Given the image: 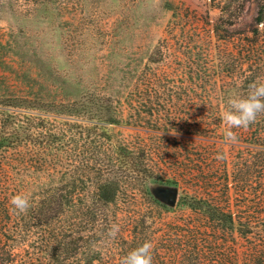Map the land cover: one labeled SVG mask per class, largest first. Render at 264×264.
Masks as SVG:
<instances>
[{
    "label": "rangeland",
    "instance_id": "obj_1",
    "mask_svg": "<svg viewBox=\"0 0 264 264\" xmlns=\"http://www.w3.org/2000/svg\"><path fill=\"white\" fill-rule=\"evenodd\" d=\"M263 6L264 0H0V94L110 101L117 123L106 134H89L85 114L77 128L86 131L83 139L99 141L91 149L99 175L120 182L102 215L92 221L87 212V193L99 180L88 171L93 161L90 150L83 156V144L78 162L65 142L45 168L50 175L79 168L80 209L68 215L66 228L85 249L94 242L100 258L93 264H122L146 241L154 245L153 264H264V142L240 128L232 129L237 142L226 144L221 120L231 96L245 97L238 93L245 81L264 82V24H255ZM256 28L258 45L248 48ZM67 118L72 128L73 114ZM113 145L146 149L145 173L176 189V204L156 203L151 181L133 187L134 174L102 156ZM113 224L120 228L115 238L108 235ZM65 264L87 263L77 255Z\"/></svg>",
    "mask_w": 264,
    "mask_h": 264
},
{
    "label": "trees",
    "instance_id": "obj_2",
    "mask_svg": "<svg viewBox=\"0 0 264 264\" xmlns=\"http://www.w3.org/2000/svg\"><path fill=\"white\" fill-rule=\"evenodd\" d=\"M255 24H264V6L259 9ZM219 33L217 29L218 37ZM253 33L255 36L248 40V48L252 49L258 45L259 29H254ZM252 62H255L254 59ZM12 65L10 68L16 70L14 64ZM253 82L254 79L245 81L246 87L240 90L238 88V93L244 90V95L247 96L249 85ZM29 94H0V264H65L67 258L77 255H83L87 264H93L100 258V254L92 252L90 245L94 242L88 241L90 245L85 249L83 240L77 239L75 233H69L66 228L68 215H78L80 209L76 199L80 195L82 181L79 179V168L73 166L72 171L66 170L67 174L62 166V172L52 175L46 172L45 168L52 163L56 155L64 153L65 142L69 147H73L70 157L78 162L81 159L78 150L83 144L86 150L83 156L90 150L88 160L93 161V167L88 168V171L94 174L97 172L96 177L99 180L95 190L87 193V197L92 194L93 199L92 207H87V212L92 221L102 215L104 206L113 203L117 193L119 194L120 182L117 176L115 178L110 175L111 177L104 179V176L99 175V159L91 152L92 146L97 145L99 141H92L90 136L83 139V136L86 131L91 135L100 131L106 134L108 126L117 123L110 116V101L101 97L96 99L97 96L71 100L68 96L59 100L53 97L51 100H45L32 95V92ZM69 113L73 114L75 119L72 128L66 124ZM82 114L88 115L87 125L90 128L86 131L80 128L79 132V122L84 121ZM257 122L260 123L256 124ZM58 123L64 124L57 126ZM247 130L251 136L259 137L264 142V114ZM98 147L100 149L96 151L101 153L103 149ZM110 151L107 148V152L104 151L102 156L105 155L109 159V164L116 162L124 165L126 173L134 174V183L131 184L133 187H143L151 181L150 183L154 184L149 187V195L156 203L169 206L156 196V192L161 188L172 187L164 186L145 173L146 149L130 152L126 147L113 145ZM262 151L264 152V149ZM46 174L50 175V183L43 186ZM33 187L34 192H31ZM17 194L26 195L31 199L32 207L26 214H18L10 204V199ZM83 250L85 252H82Z\"/></svg>",
    "mask_w": 264,
    "mask_h": 264
},
{
    "label": "clouds",
    "instance_id": "obj_3",
    "mask_svg": "<svg viewBox=\"0 0 264 264\" xmlns=\"http://www.w3.org/2000/svg\"><path fill=\"white\" fill-rule=\"evenodd\" d=\"M227 104V110L221 115L222 122L227 126L224 133L226 144L237 142L238 137L232 129L248 128L261 114H264V82H253L249 85L247 96H231ZM10 204L18 214H26L32 207L30 197L23 194L14 195L10 199ZM119 231V225L113 224L108 235L115 238ZM153 249V243L146 241L125 256L122 264H153Z\"/></svg>",
    "mask_w": 264,
    "mask_h": 264
},
{
    "label": "water",
    "instance_id": "obj_4",
    "mask_svg": "<svg viewBox=\"0 0 264 264\" xmlns=\"http://www.w3.org/2000/svg\"><path fill=\"white\" fill-rule=\"evenodd\" d=\"M178 191L172 188H161L156 192V196L166 202L169 206H173L176 204L178 200Z\"/></svg>",
    "mask_w": 264,
    "mask_h": 264
}]
</instances>
